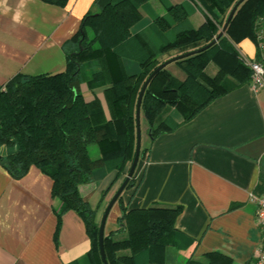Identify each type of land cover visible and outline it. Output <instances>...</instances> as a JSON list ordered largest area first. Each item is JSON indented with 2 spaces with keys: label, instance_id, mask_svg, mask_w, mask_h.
I'll return each instance as SVG.
<instances>
[{
  "label": "crops",
  "instance_id": "crops-1",
  "mask_svg": "<svg viewBox=\"0 0 264 264\" xmlns=\"http://www.w3.org/2000/svg\"><path fill=\"white\" fill-rule=\"evenodd\" d=\"M185 1L149 0L132 31L148 29L153 14L166 15L165 3ZM93 2L67 0L60 6L43 0H0V85L18 73L62 70L66 52L77 47L73 36L82 17L96 10ZM203 15L197 8L188 19L196 27ZM258 35L260 49L251 39L235 45L240 55L264 63V23ZM116 62L121 76L141 69L133 59L117 56ZM218 70L210 61L204 73L212 77ZM171 71L174 82L183 77L177 66ZM232 81L225 80L227 85ZM198 82L210 90L204 80ZM109 87L89 91L85 84L81 86L85 100L95 96L100 100L107 119L111 114L104 92ZM142 116L149 136L140 148L133 174L136 183L124 188L111 207L104 236L118 227L123 207L179 205L175 244L165 246L161 264H184L189 258L205 260L210 255L229 264H251L261 237L250 196L264 191V88L253 91L250 80L234 86L188 120L176 106L167 104L161 117L169 118L172 127L155 131L153 137L140 110ZM122 178L115 170L98 167L91 181L79 185V193L96 211L98 225ZM52 183L36 166L13 178L0 165V264H89L91 240L83 220L72 210L60 219L56 216Z\"/></svg>",
  "mask_w": 264,
  "mask_h": 264
},
{
  "label": "trees",
  "instance_id": "trees-1",
  "mask_svg": "<svg viewBox=\"0 0 264 264\" xmlns=\"http://www.w3.org/2000/svg\"><path fill=\"white\" fill-rule=\"evenodd\" d=\"M43 1L60 6L67 2ZM148 1L94 0L96 10L82 17L73 36L77 47L66 52L62 70L36 75L18 73L0 85V165L13 178L22 177L33 165L52 179L51 196L58 203L53 208L56 216L60 219L72 210L83 220L91 240L89 264H103L98 223L96 211L79 193V185L89 182L98 167L125 177L134 156L135 106L144 80L166 59L212 41L238 0L165 3L166 15L153 14L148 29L133 32L132 26L143 17ZM197 8L204 19L195 27L188 16ZM261 23L264 0H242L225 33L213 44L175 61L182 78L174 82L166 66L156 73L140 105L151 125V137L155 131L172 127L169 118L163 121L161 117L167 104L176 106L188 120L219 94L250 80L251 69L235 44L249 38L260 49ZM95 44L98 48H94ZM117 56L136 60L140 71L121 76ZM210 61L219 69L212 77L204 73ZM228 77L233 80L230 85L225 82ZM199 78L210 90L198 82ZM82 84L89 91L111 84L104 92L109 119L96 96L85 100ZM92 144L99 151L96 157L89 155ZM135 180L132 175L125 188L133 186ZM180 210L179 205L157 203L146 208L123 207L118 227L103 238L108 264H161L165 246L175 244L174 221ZM184 264L229 261L210 255L205 260L189 258Z\"/></svg>",
  "mask_w": 264,
  "mask_h": 264
},
{
  "label": "water",
  "instance_id": "water-1",
  "mask_svg": "<svg viewBox=\"0 0 264 264\" xmlns=\"http://www.w3.org/2000/svg\"><path fill=\"white\" fill-rule=\"evenodd\" d=\"M242 0H238L236 2V4L233 6V8L231 9L226 21L224 22L223 26L221 27V29L219 30L218 34L215 36V38L210 41L207 45L197 48V49H193L190 50L188 52L185 53H181L175 56H172L168 59H166L165 61L161 62L159 65H157V67H155L146 77V79L144 80L138 96H137V100H136V106H135V150H134V156L133 159L129 165V168L127 170V173L125 174V177L123 178L122 182L120 183V185L117 187V189L115 190V192L113 193V195L111 196V198L109 199V201L107 202L104 211L102 213L99 225H98V248H99V253L102 259L103 264H108L106 256H105V252H104V246H103V238H104V224H105V220L106 217L111 209V207L113 206V204L117 201V199L119 198V196H121L122 191L124 190L126 184L128 183L129 179L132 177L135 168L137 166L138 163V159H139V154H140V105H141V100L144 94V91L147 87V85L149 84V82L152 80V78L156 75V73L161 70L163 67H165L166 65H168L169 63L176 61L180 58L189 56L191 54H194L196 52H199L205 48H207L208 46H210L211 44H213L223 33H225L226 27L228 25V22L231 18V16L233 15L237 5L241 2ZM83 37V34H82Z\"/></svg>",
  "mask_w": 264,
  "mask_h": 264
},
{
  "label": "built area",
  "instance_id": "built-area-1",
  "mask_svg": "<svg viewBox=\"0 0 264 264\" xmlns=\"http://www.w3.org/2000/svg\"><path fill=\"white\" fill-rule=\"evenodd\" d=\"M243 62L251 69L250 88L253 91H258L264 88V63L247 59L241 55ZM250 199L254 202L255 221L258 224L261 232L260 247L256 251L251 264H264V191L260 193H252Z\"/></svg>",
  "mask_w": 264,
  "mask_h": 264
},
{
  "label": "rangeland",
  "instance_id": "rangeland-1",
  "mask_svg": "<svg viewBox=\"0 0 264 264\" xmlns=\"http://www.w3.org/2000/svg\"><path fill=\"white\" fill-rule=\"evenodd\" d=\"M245 41L251 43V40L249 38H244V39H242L241 41L238 42V44H239L238 46H240L241 44L243 45V43ZM176 66H177V64H176L175 61H173V62L169 63L168 65H166V67H168L170 70L173 67H176ZM172 74H173V72H172ZM148 136H149V130H148V127H147V122L145 121L144 117L142 116L141 119H140V145H141V147H143L146 144ZM91 147H93V148H91ZM98 154H99V152H98L97 146L95 144L90 145L89 146V155L91 157H96ZM179 258L181 259V257H179Z\"/></svg>",
  "mask_w": 264,
  "mask_h": 264
}]
</instances>
